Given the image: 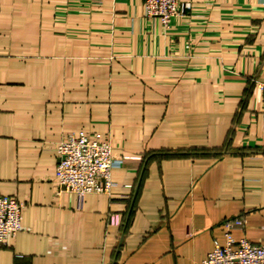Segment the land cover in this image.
<instances>
[{"label":"crops","instance_id":"crops-1","mask_svg":"<svg viewBox=\"0 0 264 264\" xmlns=\"http://www.w3.org/2000/svg\"><path fill=\"white\" fill-rule=\"evenodd\" d=\"M264 0H0V264H197L264 244ZM98 134L110 194H57V144Z\"/></svg>","mask_w":264,"mask_h":264},{"label":"built area","instance_id":"built-area-1","mask_svg":"<svg viewBox=\"0 0 264 264\" xmlns=\"http://www.w3.org/2000/svg\"><path fill=\"white\" fill-rule=\"evenodd\" d=\"M181 0H145L146 13L165 25L179 15ZM264 93V80H254ZM59 163L56 171L57 194H110L115 186L111 177L116 156L112 145L98 134L81 132L63 138L56 147ZM24 204L11 196H0V245L22 229ZM225 244L215 241V248L197 264H264V244L251 242L243 236L234 237L236 229H245L241 218L224 222Z\"/></svg>","mask_w":264,"mask_h":264}]
</instances>
